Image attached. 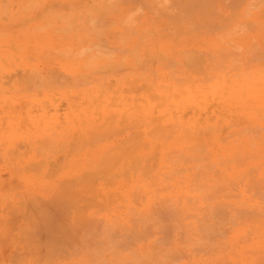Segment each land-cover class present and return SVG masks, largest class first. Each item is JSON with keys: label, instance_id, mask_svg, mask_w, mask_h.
<instances>
[{"label": "rangeland", "instance_id": "374dc122", "mask_svg": "<svg viewBox=\"0 0 264 264\" xmlns=\"http://www.w3.org/2000/svg\"><path fill=\"white\" fill-rule=\"evenodd\" d=\"M243 1L0 0V221L2 214L7 216L9 209L11 210L12 205L18 201L22 202L25 199V202L29 200L30 203L33 200L31 201L29 197L45 198L44 190L51 183L63 184L62 187H64L76 182L80 179L76 176L81 177L84 171H87V174L88 170L93 168V160L97 156L106 157L108 156L106 154H109V157L115 158L117 164L110 173L101 175L105 179L111 176V180L107 179L109 184L115 183L109 185L105 181L107 184L105 185L104 179L101 177H97V181H95L97 185L100 183L102 185L98 186L100 193L97 190L98 195L94 197L93 201H96V204L97 202L98 204L105 203L104 206H107L105 209L99 204L100 211L98 213L93 212V209L90 210L93 213L92 216L95 215L93 220L94 218L99 220L96 223H99L100 234L97 232L96 238L97 235H100L98 239H104V236L109 233L108 230L106 231L107 228L113 230L112 233L118 234L126 223L128 227H123L120 232L133 226L135 221H138V219L136 220L138 216H144L147 207L146 204L143 207V203H147V200L153 206L150 208L156 210L162 206L160 203L163 200L161 201V199H167L166 202H162L165 209L169 207L167 211L177 208L178 210L184 209L186 213L175 220L174 217L168 219L167 215H164L162 218L167 217L164 222L162 221L164 219L160 220L161 216H159L160 218L152 217L151 212L150 227L153 229L155 227L157 232L166 227L165 231L155 232V238H159L160 243L163 240L162 244H158L162 247L160 250L161 259L165 257L162 260H169L172 256L169 260L171 263L175 261V257L178 258H176L177 263L180 262L181 257L176 255V246L173 245L175 240L180 242L178 250L181 249V253L182 250L187 253H184L186 256L183 257V261L187 262L188 259L189 264H191L190 261H193V256L200 253L199 249H203L204 246L211 247L210 251L222 252L224 255L222 254L221 259L229 260L234 264H244L245 259L257 257L256 254L264 255V186H262L264 185V0ZM189 4L192 5L189 6ZM191 6L193 8L188 9ZM232 6L234 9L231 8ZM215 10L216 13H210ZM177 32L179 33L177 34ZM191 57L198 58V60L201 57V61L202 59L204 61L203 67L200 69L199 63L194 67L190 63ZM188 60L192 67L187 65ZM208 65L209 67H206ZM142 68L148 70L142 71ZM197 70H200L201 73ZM36 73L38 74L35 75ZM240 74H243L241 81L239 80ZM207 75L209 77H206ZM42 76H44L43 82L41 81ZM144 78L147 79L144 81ZM28 79L33 83L31 84ZM46 79L50 81L45 82ZM142 81L147 82L148 87ZM182 81L184 82L178 84ZM158 97L160 99L156 101ZM148 99L150 104L145 109ZM258 108L259 110L256 111L255 109ZM131 113L133 114L131 115ZM153 117L155 120L152 119ZM111 121L112 123H110ZM89 125L92 129H89L90 131L89 127L86 129V126ZM158 125L159 129L163 128L160 130L161 133L163 131L170 137L164 136V134L161 137L160 134L159 138L151 137V135L145 138L144 130L145 133L148 130H153L154 133ZM182 127L186 130H183ZM243 128L247 131H244ZM200 131L201 133H199ZM102 132L107 133L104 134L105 136L99 135ZM187 132L188 136H186ZM203 132L205 135L202 134ZM254 132L258 136L257 138L254 136ZM136 133L141 135L138 134L134 137ZM96 135L98 139H94L96 144L92 145L95 142L92 136ZM183 135L185 136L181 138ZM186 137L190 138L186 140ZM200 140H203L201 143L204 142V144L199 148V144L196 143H200ZM130 150H133L134 153H131L132 160L128 161L126 152ZM180 155L183 156V159L185 156H189L191 161L189 157H187L188 160L187 158L183 160L182 157H179ZM91 156H95L94 159ZM179 158L181 159L179 163H175ZM136 161L140 165L142 163L146 165L149 162L146 167L152 166V164L155 167L152 166L153 170H148V173H142L143 171L140 172L141 166L139 168ZM43 162H46L48 167H41ZM90 162L91 166H88ZM133 163L138 166L137 170ZM196 164L198 165L196 166ZM204 164L205 166L208 164V166L205 167ZM133 168L136 171H133ZM181 168H184L183 171ZM199 168L201 169L199 170ZM48 169L53 170L51 172ZM78 169L81 174L77 171ZM214 170H217V174ZM123 171L126 174L122 176L120 174ZM113 173L120 174L113 176ZM129 173L131 175L134 173L133 177H130ZM219 174L220 177L217 178ZM240 178L243 179L240 180ZM249 179L254 182L250 183ZM231 182L233 183L231 184ZM147 183H151L149 185L152 187H147ZM211 185L213 186L211 187ZM216 188H219L221 192L219 190L217 192ZM137 189V192L140 193L136 192ZM132 191L140 195H136ZM81 193L90 194L88 191L85 193L84 188ZM109 193L111 195L108 196ZM132 193L136 196H133ZM257 193L260 195L258 196ZM154 194H157L158 198L154 197ZM212 194L216 195L215 198L211 197ZM6 195H8L7 198ZM102 195L106 200L102 198ZM151 195L152 197H149ZM205 196L207 197L205 198ZM85 197L90 198L91 196L86 195ZM122 197L123 199H121ZM209 197L212 198H210L212 201L207 199ZM153 198L154 201H151ZM204 199L207 200L204 202ZM108 200L111 202L109 203ZM194 201L198 202L193 204ZM86 202L89 205L88 208H91L93 204L92 202L89 204L90 199L86 201L82 199L79 204L84 207ZM215 202L217 205L221 203L226 206L225 204H227V217L223 218L222 224L220 223L224 227L219 225L226 236L223 235L224 238L217 237L221 238V241H225L224 243L227 242L223 243L225 250L219 240L215 245L213 241L208 244L206 240H202L199 243L197 239L199 243L196 244L197 246H189L191 241L186 240L189 236L185 239L181 238L183 235L187 236L184 233L187 232L185 229L192 226L191 229L198 228L207 222L208 218L204 221L200 217L204 212H210L209 207L210 205L212 207ZM205 203L210 205L207 207L208 204L205 205ZM193 205H195L194 209H191ZM170 206L175 208L170 209L172 208ZM131 207L134 209V215L133 212H129ZM242 207H248L249 214L246 215L244 214L246 212H243L244 216L238 218L239 215L236 216L235 210L246 211L247 208ZM149 210L148 206L147 212ZM87 213L89 212L87 211ZM193 214L196 215L195 218L192 217ZM245 215L248 221L244 219ZM254 215H257L254 221L249 222L250 217L252 219ZM256 217H260L259 220ZM180 220L183 222L185 220L186 223L183 224ZM177 221H180L179 224L182 223L178 225ZM69 222L66 223L72 225V222ZM171 222L174 223L172 227ZM175 222L178 226L182 225L183 227L174 226ZM260 222L261 227L259 228ZM1 223L0 255L4 259L0 257L2 258L0 264H12L13 260L17 258L15 263L24 264L22 253L26 249H23L22 246L25 242L20 241L22 234L18 224L15 223L11 230L5 233ZM121 223L125 224L122 226ZM113 225L114 227H112ZM167 226H170L169 229L173 230V233ZM249 226L250 228H248ZM174 227L178 228L177 231H174ZM256 227L258 231L255 230ZM71 230L72 228L69 226L67 231L71 233L70 235L76 234L80 239L81 233ZM166 231L170 232L171 239H168L167 235L165 237ZM192 233L196 236V232ZM155 238L154 240H156ZM179 238L185 241L179 240ZM103 239L99 240L103 242ZM165 239H168L169 242L167 240L165 242ZM246 239H249L248 242ZM3 242L4 245H2ZM98 243L96 242L97 245ZM165 243L172 244L173 248H170L169 244L166 246ZM76 247H79V250L77 249L79 253L72 249L71 253L67 252L70 257H56L57 264H90V258L97 264V260L104 256H101L102 252L100 255L97 254L99 257L94 256L100 247L102 249L100 244L98 249H94L95 246L92 247L94 250L91 251L93 252L86 248L89 250L87 252L84 249L85 246L82 245ZM101 249L97 252L99 253ZM102 251L110 253L107 257V253L104 256L108 258V261L114 259L111 257V252L103 249ZM250 251L252 253L255 251V255H252ZM189 253L192 254L190 259L189 257L185 259ZM15 254H18L17 257L12 258L15 257ZM66 254L64 255L66 256ZM128 255V253L123 255L124 264H130ZM93 258L95 260H92ZM34 261L36 262V260ZM98 261L102 262V260ZM115 262H117L116 259L110 264H115ZM119 262L118 264L123 263ZM38 263L40 264V261ZM161 263L166 264L165 261L160 260Z\"/></svg>", "mask_w": 264, "mask_h": 264}, {"label": "bare ground", "instance_id": "6f19581e", "mask_svg": "<svg viewBox=\"0 0 264 264\" xmlns=\"http://www.w3.org/2000/svg\"><path fill=\"white\" fill-rule=\"evenodd\" d=\"M187 1H189V0H187ZM212 1H214V0H212ZM239 1V0H238ZM241 1V0H240ZM245 1V0H244ZM243 1V2H244ZM211 2V1H210ZM209 2V3H210ZM234 2H235V0H234ZM190 3V2H189ZM209 3H208V6H210L209 5ZM203 4V3H202ZM231 4H232V2H231ZM236 4V3H235ZM241 4V3H240ZM243 4V3H242ZM190 5H192V4H189V6ZM194 5H196V3H194ZM204 5H206V4H204ZM212 5H213V2H212ZM212 5H211V7H212ZM183 7H184V5H182ZM199 6V5H198ZM207 6V5H206ZM207 6V7H208ZM238 6H239V4H238ZM241 6V5H240ZM188 7V6H187ZM203 7H205V6H203ZM206 7V8H207ZM229 7V6H228ZM185 8V7H184ZM191 8H193L192 6L190 7V8H188V9H190L191 10ZM195 8V7H194ZM199 8H201V7H199ZM214 8V7H213ZM231 8H233L234 9V6H232ZM235 8H236V6H235ZM203 9V8H202ZM247 9V8H246ZM183 10V9H182ZM208 10V9H207ZM212 10V9H211ZM204 11V10H203ZM209 11V10H208ZM218 11V10H217ZM236 11V10H235ZM189 12V11H188ZM188 12H186V13H188ZM211 12H215L216 13V10L215 11H210V13ZM214 13V14H215ZM232 14H235V13H233V12H231ZM248 13V12H247ZM205 14V13H204ZM204 14H202V15H204ZM207 14V13H206ZM221 15V14H220ZM241 15V14H240ZM209 16V15H208ZM212 16V15H211ZM215 16V15H214ZM231 16H233V15H231ZM220 17V16H219ZM230 17V16H229ZM221 18V17H220ZM232 18H234V17H232ZM177 19V18H176ZM178 20H179V18H178ZM184 20V19H183ZM214 20V19H213ZM222 20H223V17H222ZM226 20H228V19H226ZM230 21V20H229ZM215 22V21H214ZM225 22V21H224ZM210 23V22H209ZM208 23V24H209ZM228 23V22H227ZM211 24H213V23H211ZM218 24V23H217ZM220 24V26H221V23H219ZM224 25H226V24H224ZM249 25V24H248ZM209 26V25H208ZM216 26V25H215ZM222 27V26H221ZM174 31V30H173ZM181 31V30H180ZM189 32V31H188ZM179 32H177V34H178ZM181 33V32H180ZM177 34H176V36H177ZM191 40V39H190ZM252 44V43H251ZM176 45V44H175ZM256 46H257V44H256ZM258 47V46H257ZM254 48H256V47H254ZM259 50V49H258ZM255 52V51H254ZM251 53V52H250ZM253 53V52H252ZM184 54V53H183ZM186 54V53H185ZM187 55V54H186ZM225 55V54H224ZM261 56L263 55V53L262 54H260ZM244 56H246V55H244ZM187 57V56H186ZM192 57H193V55H192ZM191 57V58H192ZM225 57V56H224ZM257 57V56H256ZM188 59V58H187ZM186 59V60H187ZM213 59V58H212ZM237 59V58H236ZM214 60V59H213ZM191 61V62H190ZM190 61L188 60V62H187V65L189 66V67H192V65H194V67L195 66H198L199 65V68L200 67H203L202 66V64L204 63V61H203V59H202V61H201V57H200V59L198 60V58H192V59H190ZM194 61V62H193ZM198 61V62H197ZM223 61V60H222ZM233 61V60H232ZM237 61V60H236ZM235 61V62H236ZM192 64V65H190V63ZM210 62V61H209ZM235 62H232V63H235ZM121 63V62H120ZM194 63V64H193ZM197 63H199L198 65H196ZM219 63V62H218ZM222 63V62H221ZM123 64V63H122ZM212 64V63H211ZM186 65V64H185ZM210 65V64H209ZM209 65L208 66H206V67H209ZM218 65V64H217ZM220 66V65H219ZM115 67V66H114ZM118 67H119V64H118ZM216 67V66H215ZM117 68V67H116ZM120 68V67H119ZM119 68H117L118 70H119ZM123 69H125L124 67H122ZM121 68V69H122ZM234 68V67H233ZM143 69V68H142ZM192 69V68H191ZM201 69V68H200ZM235 69V68H234ZM33 70V69H32ZM126 70V69H125ZM145 70H148V69H143L142 71H145ZM122 71V70H121ZM124 71V70H123ZM141 71V72H142ZM191 71V70H190ZM194 71V70H193ZM198 71V70H197ZM200 71V70H199ZM198 71V72H199ZM205 71V70H204ZM207 71V70H206ZM103 73V72H102ZM116 73V72H115ZM118 73H120V72H118ZM117 73V74H118ZM127 73V72H126ZM193 73V72H192ZM199 73H201V72H199ZM244 73V72H243ZM38 73H36L35 75H37ZM53 74V73H52ZM113 74V73H112ZM132 74V73H131ZM141 74H143V73H141ZM243 74H240V78H239V80L240 79H242L241 78V76H242ZM18 76V75H17ZM26 76V75H25ZM141 76V75H140ZM139 76V77H140ZM27 77H29V76H27ZM43 77L44 76H42V79H41V81L43 80ZM125 77V76H124ZM150 77V76H149ZM206 77H209L208 75L206 76ZM212 77V76H211ZM210 77V78H211ZM37 78V77H36ZM35 78V79H36ZM148 78V77H147ZM147 78H144V81L147 79ZM174 78V77H173ZM176 78V77H175ZM210 78H209V80H210ZM30 79V78H29ZM29 79H28V81H29ZM34 79V80H35ZM120 79V78H119ZM177 79V78H176ZM18 80H20V79H18ZM49 79H46V81L45 82H47ZM122 80V79H121ZM140 80V79H139ZM141 80H143L142 78H141ZM141 80H140V82H141ZM181 80H183V79H181ZM203 80L205 81V79L203 78ZM26 82H27V80H25ZM39 81V80H38ZM50 81V80H49ZM48 81V82H49ZM105 81V80H104ZM179 81V80H178ZM187 81V80H186ZM241 81V80H240ZM243 81V80H242ZM29 82H31V84L33 83V81H29ZM43 82V81H42ZM44 82V83H45ZM132 82V81H131ZM143 82V81H142ZM151 82V81H150ZM154 82H156V80H154ZM184 81H182V82H178V84L179 83H183ZM188 82H190V81H188ZM90 83V82H89ZM125 83H126V80H125ZM144 83V82H143ZM27 84V83H26ZM88 84V83H87ZM106 84V83H105ZM121 84V83H120ZM136 84H137V82H136ZM147 84V82L146 83H144V85L145 86H147L148 87V85H146ZM185 84V83H184ZM132 85H133V83H132ZM152 85V84H151ZM150 85V88L152 87ZM193 85V84H192ZM141 86V85H140ZM93 87V86H92ZM133 87H134V85H133ZM132 87V88H133ZM31 88V87H30ZM100 88V87H99ZM144 88V87H143ZM170 88V87H169ZM38 89V88H37ZM131 89V88H130ZM133 90H135V89H133ZM132 90V91H133ZM145 90V89H144ZM146 90H148V88H146ZM145 90V91H146ZM153 90V89H152ZM101 91V90H100ZM105 92V91H104ZM103 92V93H104ZM102 93V94H103ZM107 93V92H106ZM151 94V93H150ZM100 96H101V94H100ZM143 96V95H142ZM146 96V95H145ZM124 97V96H123ZM144 97V96H143ZM178 97V96H177ZM153 99V98H152ZM158 99H160L159 97L157 98V100L156 99H153V100H156V101H158ZM263 100H264V98H263ZM146 101V100H145ZM149 101V99L147 100V105H146V108L145 109H147L148 108V106H149V104H150V102H148ZM154 103V102H153ZM232 103H234L233 101H232ZM135 106V105H134ZM251 106V105H250ZM136 107H138V106H136ZM135 107V108H136ZM137 109V108H136ZM144 109V107L142 108V110ZM256 111L257 110H259V108L258 109H255ZM135 111V110H134ZM145 111V110H144ZM147 113V112H146ZM133 113H131V115H132ZM166 114V113H165ZM229 116V115H228ZM174 117V116H173ZM176 117V116H175ZM244 117V116H243ZM115 118V117H114ZM118 118V117H117ZM242 118V117H241ZM153 120H155L154 119V117L152 118ZM174 119V118H173ZM176 119V118H175ZM244 119V118H243ZM114 121V120H113ZM122 121V120H121ZM245 121V120H244ZM120 122V121H119ZM153 122V121H152ZM152 122H150V123H152ZM235 122V121H234ZM84 123V122H83ZM110 123H112V121L110 122ZM236 124V123H235ZM174 125V124H173ZM172 125V126H173ZM233 125V124H232ZM248 125V124H247ZM171 126V127H172ZM237 126V125H236ZM89 127V128H88ZM91 127V125H89V126H86V129L88 128V130L89 129H91L90 128ZM111 127V126H110ZM109 127V128H110ZM161 127V126H160ZM170 127V126H169ZM177 127V126H176ZM179 127V126H178ZM184 127V126H183ZM182 127V128H183ZM192 127V126H191ZM252 127V126H251ZM126 128V127H125ZM253 128V127H252ZM94 129V128H93ZM147 129V128H146ZM152 129H154L155 130V128H152ZM163 129V128H162ZM162 129H159V125H158V127H157V129L154 131V133H153V130H151V131H146V133H145V130H144V136H145V138H148V137H150V135H151V137L153 136V137H160V134H161V137L163 136V134H164V136H168V137H170L169 135H167L166 133H163V131H162V133H161V131L160 130H162ZM171 129H173V128H171ZM185 128H183V130H184ZM195 129H196V127H195ZM213 129V128H212ZM244 129V128H243ZM259 129V128H258ZM92 130V129H91ZM105 130V129H104ZM186 130V129H185ZM250 130H251V128H250ZM90 131V130H89ZM88 131V132H89ZM94 131V130H93ZM103 131V130H102ZM106 131V130H105ZM109 131V130H108ZM110 131H111V129H110ZM113 131H114V129H113ZM171 131V130H170ZM196 131V130H195ZM244 131H247V129L245 130L244 129ZM255 131H257V130H255ZM92 132V131H91ZM90 132V133H91ZM152 132V134H150ZM173 132V131H172ZM207 132H209V131H207ZM93 133H95V132H93ZM107 132H102V133H100L99 135H102L103 134V136H105L104 134H106ZM118 133V132H117ZM121 133V132H120ZM174 133V132H173ZM186 133V132H185ZM199 133H201V131L199 132ZM205 132H203L202 134L203 135H205L204 134ZM248 133H249V131H248ZM141 135V134H143L142 132H141V134L140 133H136L135 135H134V137L136 136V135ZM166 134V135H165ZM209 134V133H208ZM207 134V135H208ZM254 134H255V132H254ZM120 135V134H119ZM189 134H188V132H187V134H186V136H188ZM185 135H183V136H181V138L182 137H184ZM256 138L258 137V136H256V134L254 135ZM93 137V141H95L92 145H94V144H96V140H94V139H98L97 138V135L94 137V136H92ZM92 137H91V139H92ZM100 137V136H99ZM120 137H122V135H120ZM126 137V136H125ZM190 137H192V136H190ZM189 137V138H190ZM201 137V136H200ZM203 137V136H202ZM201 137V138H202ZM209 137V136H208ZM262 137V136H261ZM264 137V136H263ZM84 138V137H83ZM141 138H142V136H141ZM187 138L188 137H186V140H187ZM188 138V139H189ZM81 139V138H80ZM121 139V138H120ZM119 139V140H120ZM127 139V138H126ZM196 139V138H195ZM253 139H255V138H253ZM259 139V138H258ZM128 140V139H127ZM126 140V141H127ZM130 140V139H129ZM140 140V139H139ZM165 140V139H164ZM182 140V139H181ZM198 140V139H197ZM99 141V140H98ZM122 141V140H121ZM126 141H125V143H126ZM201 141H203V140H200V143H196V144H199V148L200 147H202V145L204 144V142H202L201 143ZM78 142V141H77ZM113 142V141H112ZM135 142H136V144H137V141L135 140ZM134 142V143H135ZM209 142V141H208ZM105 143V142H104ZM210 143V142H209ZM200 144H201V146H200ZM206 144V143H205ZM104 144L102 143V146H103ZM111 146V145H110ZM113 146V145H112ZM147 146V145H146ZM196 146V145H195ZM130 147H132L131 146V144H130ZM192 147V146H191ZM194 147V146H193ZM204 147V146H203ZM134 148V147H133ZM139 148V147H138ZM141 148V147H140ZM47 149V148H46ZM192 149V148H191ZM90 150V149H89ZM102 150V149H101ZM135 150V149H134ZM97 151V150H96ZM44 152V151H43ZM133 152V150H130V151H127L126 153V159L129 161V160H132V153ZM175 152V151H174ZM195 152H196V150H195ZM195 152H194V154H195ZM201 152H202V150H201ZM69 153V152H68ZM92 153V152H91ZM93 153H95V152H93ZM134 153V152H133ZM136 153V152H135ZM169 153V152H168ZM197 153V152H196ZM105 154V153H104ZM154 154H155V152H154ZM198 154V153H197ZM238 154V153H237ZM95 155V154H94ZM102 155V154H101ZM106 155H108V156H106V157H102V156H97L95 159H94V157L93 156H91V157H93V168L91 169V170H88V173L86 174V172L87 171H84L83 173H85V175H83V173H82V176L81 177H77L76 176V178H80L79 180H77L76 182H72L71 184H69V185H65L64 187H62V185L63 184H61V185H57V184H55V183H51V184H48L49 186H48V188L47 189H45L44 190V195L46 196L45 198H43V199H40V198H36L35 196H33V197H35V198H33V197H29V199H31V201L33 200V202H28L29 200H27L26 202H25V199H24V201H22V202H20V201H18L17 203H15V205H12V207H11V210L9 209V211L7 212V216L5 215V214H2V217H1V221L0 222H2L1 224H2V229L4 230V232L5 233H8L10 230H11V228L14 226V224L15 223H17L18 224V227H19V230H21V234H22V238H20V241L21 240H23L25 243H24V246H22L23 247V249H26V251L25 252H23L22 253V257L24 256V264H39L38 262L40 261V264H48V263H50V264H54L55 262V264H57L58 263V261L56 260L57 258L56 257H58V258H60V257H62L63 258V256L65 257V258H68V256L70 257V254H68L69 252L71 253V250L73 249V250H75L77 253H79L78 251H77V249L79 250V247L77 248L76 246H78V245H82V246H85V250H86V248H89V250H90V252H93V251H91V250H94V249H98V245L100 244L101 246H102V249L103 250H108V252H111V257H114V259H112V258H109V259H112V260H114L115 261V259H116V261L117 262H115V264L117 263H120L119 261H121V262H123V263H121V264H124L125 262H124V259H123V255H124V253H128L129 255L128 256H130V264H160V260L161 261H165L166 262V264L168 263V264H170L171 263V261H169L171 258H172V256L170 257V259L169 260H162V259H164L165 257H163L162 259H161V257H160V250H161V248L162 247H160L158 244H162V241H161V243L159 242L160 241V239L158 238H155V232H157V229L154 227V229H155V231H154V229L153 228H151L150 227V225H151V221H150V219L149 218H151V216L152 217H155V218H158L159 216H161V218H160V220L161 219H164V220H162V221H164L165 222V219L168 217V219L170 218L171 219V217H174L173 219L175 220V218H181V216L183 215V214H185L186 212H184V209H177V211L175 212V210L176 209H173V208H175V207H172V206H174V205H172V206H170V207H172V208H170V209H173V210H171V211H167V210H169V207H167L168 209H165V205L162 203L163 201H165V200H167V199H161V203L160 204H162V206L164 205V207H158L156 210H154L153 208L151 209L150 207H153L152 205H150L151 203L150 202H148V200H147V203H143V207L145 206V204H146V207H147V210H148V206H149V211L147 212V210H146V212H144L145 211V209H144V211H142V212H144V216L142 217L141 216V214H140V216L141 217H135L136 218V220L138 219V221H135L136 223H134V225L131 223V225H133V226H130L129 224V228L126 230V228L125 229H123L124 231H122V232H120L121 230H122V228L123 227H128L127 226V223L124 225V224H122L121 223V225L123 226V227H121V230L119 231V233L117 234H115V232L114 233H112V231L110 230V229H106V231L107 232H109L106 236H104V239L103 238H99V239H103L104 241L102 242L101 240H99L98 239V237L100 236V235H97V238H96V234H97V232H98V234H100L99 232H100V228H98V227H100L98 224L99 223H96V221L97 220H95V218H94V220H93V216H95V215H93L92 216V212H90V210H92L93 212H99L100 210V206H102L103 208H105L106 209V207L104 206V204L105 203H99V204H101L100 206H99V204H98V202H97V204H96V201L94 202L93 200H95L94 199V197L96 196V195H98L97 194V192L99 191L98 190V186L99 185H102L101 183L99 184V185H97L96 184V182L95 181H97L96 179H97V177H101V179L103 178L102 177V175L101 174H104L105 175V173H110L111 171H112V169H114L115 168V166H116V164H117V162H116V160H115V158L114 157H112L111 155V157H109V154H106ZM135 155V154H134ZM133 155V156H134ZM157 155V154H156ZM182 155H184V154H182ZM182 155H180L179 157H182V159H183V156ZM241 155V154H240ZM239 155V156H240ZM176 156V155H175ZM190 156H192V155H190ZM137 157V156H136ZM152 157H154V156H152ZM187 157H189V156H185V158L184 159H186ZM196 157H197V155H196ZM137 158H139V157H137ZM190 158V157H189ZM200 158V157H199ZM202 159H203V157H201ZM239 158H241V157H239ZM143 159V158H142ZM149 159V158H148ZM151 159V158H150ZM153 159V158H152ZM183 159V160H184ZM236 159H238V157H236ZM136 160V159H135ZM179 160H181L180 158L178 159V162L176 161L175 163H179ZM187 160H188V158H187ZM205 160V159H204ZM231 160V159H230ZM87 161H89V160H87ZM138 161H139V159H138ZM136 161L135 163L139 166V168H140V166H141V170H140V172L141 171H143L142 173H148L151 169L153 170V168L155 167V166H153V164H152V166H153V168H152V166H149V167H146V165H148V163L149 162H147V164L145 165L144 163H142V165H140V163L139 162H141V161ZM149 161V160H148ZM175 161V160H174ZM190 161H191V158H190ZM198 161V160H197ZM200 161V160H199ZM198 161V162H199ZM203 161V160H202ZM201 161V162H202ZM208 161V160H207ZM238 161V160H237ZM241 161V160H240ZM42 162V161H41ZM40 162V163H41ZM48 162H50L49 160H48ZM131 162V161H130ZM143 162V161H142ZM171 162V161H170ZM185 162H187V161H185ZM189 162V161H188ZM193 162H194V160H193ZM206 162V161H205ZM241 162H243V161H241ZM51 163V162H50ZM49 163V164H50ZM132 163V162H131ZM135 163H133V165L135 164ZM139 163V164H138ZM174 163V164H175ZM183 163H184V161H183ZM203 163V162H202ZM226 163H228V162H226ZM126 164V163H125ZM136 164H135V167L134 168H136V170H137V168H138V166H136ZM185 164V163H184ZM210 164V163H209ZM213 164V163H212ZM124 165V164H123ZM133 165H132V167H133ZM154 165H156V164H154ZM161 165V164H160ZM172 165H173V163H172ZM198 164H196V166H197ZM211 165V164H210ZM38 167L40 166V164L39 165H37ZM45 166H47L48 167V164L45 162H43L42 164H41V167H45ZM50 166V165H49ZM78 166V165H77ZM76 166V167H77ZM88 166H91V162L88 164ZM178 166V165H177ZM201 166V165H200ZM204 166H205V164H204ZM206 166H208V164L206 165ZM205 166V167H206ZM238 166V165H237ZM37 167V168H38ZM124 167V166H123ZM158 167H160V166H158ZM181 167V166H180ZM180 167H179V169H180ZM51 168V167H50ZM86 168V167H85ZM84 168V169H85ZM118 168V167H117ZM134 168H133V171H136V170H134ZM188 168V167H187ZM198 168V167H197ZM209 168H210V166H209ZM208 168V169H209ZM257 168V167H256ZM128 169H130V168H128ZM127 169V170H128ZM178 169V170H179ZM182 169V171H183V169L184 168H181ZM190 169V168H189ZM201 168H199V170H200ZM252 169V168H251ZM250 169V170H251ZM39 170V169H38ZM37 170V171H38ZM49 170V169H48ZM51 170V169H50ZM49 170V171H50ZM53 170V169H52ZM52 170H51V172H52ZM56 170V169H55ZM54 170V171H55ZM79 170L80 169H78L77 171L79 172ZM93 170V171H92ZM149 170V171H148ZM194 170H195V168H194ZM199 170H197L198 171V173H199ZM203 170V169H202ZM89 171H92V172H89ZM196 171V172H197ZM215 171V170H214ZM217 171V170H216ZM216 171H215V173H216ZM253 171V170H252ZM51 172H49V174H52ZM81 172V171H80ZM79 172V173H80ZM119 172V171H118ZM124 172V171H123ZM123 172H121V174L120 173H115V174H120V175H124V174H126L125 172L123 173ZM126 172H128V171H126ZM159 172V171H158ZM175 172H176V169H175ZM195 172V173H196ZM256 172V171H255ZM131 173V172H130ZM128 174V175H131V174ZM135 173V172H134ZM134 173L132 174V175H134ZM141 173V174H142ZM174 173V172H173ZM177 174H178V172H176ZM205 173V172H204ZM222 173V172H221ZM252 173V172H251ZM53 174H54V172H53ZM81 174V173H80ZM114 174V173H113ZM115 174L113 175V176H115ZM140 174V173H139ZM217 174V173H216ZM103 175V176H104ZM110 175V174H109ZM119 175V176H120ZM130 176V177H133V176ZM138 175V174H137ZM197 175V177H199L198 176V174H196ZM48 176V175H47ZM46 176V177H47ZM112 176V177H113ZM121 176V177H122ZM250 176V175H249ZM252 176V175H251ZM118 177V176H117ZM120 177V178H121ZM218 177H220V174H219V176H217V178ZM48 178V177H47ZM250 178H252V177H250ZM104 179V182L103 183H105V181H106V183H108L109 184V181L107 180V179H112L111 178V176H110V178H106L105 179V177L103 178ZM122 179V178H121ZM127 179V178H126ZM126 179H125V181H126ZM170 179V178H169ZM172 179V178H171ZM170 179V180H171ZM195 179V178H194ZM197 179V178H196ZM199 179V178H198ZM206 179V178H205ZM243 179V178H242ZM241 178H240V180H242ZM259 179V178H258ZM123 180H124V177H123ZM123 180H121V181H123ZM193 180V179H192ZM38 181H40V180H38ZM72 181V180H71ZM81 181H85L84 183H82ZM130 181H133V180H130ZM166 181V180H165ZM249 181H251L250 179H249ZM261 181V180H260ZM42 182H45V181H42ZM110 182H112V181H110ZM142 182V181H141ZM252 182H254V181H251L250 183H252ZM263 182V181H262ZM105 183V185H107ZM113 183V182H112ZM112 183H110L109 185H111ZM115 183V182H114ZM113 183V184H114ZM124 183V182H123ZM160 183V182H159ZM201 183V182H200ZM214 183V182H213ZM233 182H231V184H232ZM249 183V184H250ZM258 183V182H257ZM65 184V183H64ZM148 184V183H147ZM149 184H151V183H149ZM147 185V187H152L151 185ZM153 184H156V183H153ZM215 184H216V181H215ZM230 184V185H231ZM234 184H235V182H234ZM260 184V183H259ZM159 185V184H158ZM197 185V184H196ZM198 185H199V181H198ZM202 185V184H201ZM205 185V184H204ZM236 185V184H235ZM255 185H256V183H255ZM79 186H83V187H79ZM200 186V185H199ZM213 185H211V187H212ZM218 186V185H217ZM224 186V185H223ZM222 186V187H223ZM249 186V185H248ZM247 186V187H248ZM256 186H258V185H256ZM255 186V187H256ZM260 186V185H259ZM262 186H264V185H262ZM206 187V186H205ZM204 187V188H205ZM209 187V186H208ZM215 187V186H214ZM230 187V186H229ZM231 187H232V185H231ZM83 188H84V192L86 193L87 191L88 192H90V194H85L84 195V193H81V190H83ZM138 188H141V187H139L138 186ZM166 188V187H165ZM164 188V189H165ZM174 188V187H173ZM200 188V187H199ZM207 188V187H206ZM225 188V187H224ZM233 188V187H232ZM251 188V187H250ZM253 188V187H252ZM158 189V188H157ZM196 189H197V187H196ZM212 189V188H211ZM217 189V188H216ZM226 189V188H225ZM98 190V191H97ZM142 190V189H141ZM141 190H139V191H141ZM158 190H160V189H158ZM206 190V189H205ZM218 190H219V188L217 189V192H218ZM235 190V189H234ZM255 190H257V189H255ZM138 191V189L136 190V192ZM196 191V190H195ZM200 191V190H199ZM198 191V192H199ZM210 191V190H209ZM220 191V190H219ZM231 191V190H230ZM254 191V190H253ZM258 191H260V190H258ZM83 192V191H82ZM132 192H134L135 193V191H132ZM221 192V191H220ZM225 192V191H224ZM98 193H100V191L98 192ZM124 193V192H123ZM137 193H140V192H137ZM156 193H158V192H156ZM206 193V192H205ZM212 193V192H211ZM118 194V193H117ZM116 194V195H117ZM136 194V193H135ZM133 195V193H132V195L133 196H136V195H140V194H136V195ZM179 194V193H178ZM210 194V193H209ZM216 194V193H215ZM220 194V193H219ZM218 194V195H219ZM226 194V193H225ZM225 194H223V195H225ZM228 194V193H227ZM254 194H256L255 192H254ZM258 194V193H257ZM86 195H89V196H91L90 198H86L85 196ZM109 195H111V193H109L108 194V196ZM157 195V194H156ZM155 194H154V197L156 196ZM182 195V194H181ZM204 195V194H203ZM217 195V194H216ZM216 195H211V197H213L214 196V198H215V196ZM232 195V194H231ZM260 194H258V196H259ZM7 196L8 195H6V198H7ZM25 196V195H24ZM99 196H101V195H99ZM103 196V195H102ZM117 196H119V197H121V195H117ZM142 196V195H141ZM158 196V195H157ZM156 196V198H158ZM208 196V195H207ZM207 196H205V198L207 197ZM262 196V195H261ZM112 197V196H111ZM138 197H140V196H138ZM149 197H152V195L151 196H149ZM164 197H166V196H164ZM180 197V196H179ZM199 197V196H198ZM204 197V196H203ZM211 197H209V198H207V199H209L210 200V198ZM218 197V196H217ZM228 197V196H227ZM237 197V196H236ZM257 197V196H256ZM33 198V199H32ZM47 198V199H46ZM102 198H104L105 199V196H103ZM137 198V197H136ZM135 198V199H136ZM143 198V197H142ZM161 198V197H160ZM169 198H171V197H169ZM172 198H173V196H172ZM189 198V197H188ZM193 198V197H192ZM202 198V197H201ZM232 198V197H231ZM235 198V197H234ZM258 199H261L260 197H257ZM4 199V198H3ZM21 199V198H20ZM82 199H85V201L87 200V199H90V202H89V204L92 202V204L93 205H91L92 207L91 208H88L89 207V205H88V203L86 202V204H84L85 202H84V200H83V204H84V207H83V205L82 206H80V204H79V202H80V200L82 201ZM109 199V198H108ZM118 199V198H117ZM121 199H123V197L121 198ZM149 200H150V198H148ZM180 199H181V197H180ZM187 199V198H186ZM207 199H204V202L207 200ZM212 199V198H211ZM106 200V199H105ZM113 200H115V199H113ZM132 200H133V198H132ZM178 200H179V198H178ZM198 200V199H197ZM124 201H126L125 199H124ZM131 201V200H130ZM151 201H154V198H153V200L151 199ZM156 201V200H155ZM170 201V200H169ZM180 201V200H179ZM210 201H212V200H210ZM214 201V200H213ZM108 202L110 203L111 201L110 200H108ZM166 202V201H165ZM168 202V201H167ZM175 202V201H174ZM187 202V201H186ZM195 202H198V201H194V202H192L193 204L195 203ZM20 203H22V204H24V205H22V204H20ZM95 203V204H94ZM139 203V202H138ZM137 203V204H138ZM159 203V202H158ZM176 203V202H175ZM187 203H189V202H187ZM218 203V202H217ZM222 204H223V201L221 202ZM219 204V205H217L216 204V202L214 203V205H212V207H211V205L209 204V203H205V205H207V207L210 205V207H209V210H210V212H204V214L200 217V219L201 220H204V221H206L207 220V222H205L204 224H201V226L200 227H198V228H196V227H194L193 229H191L190 227L188 228L187 227V225H186V227L188 228H186L185 229V231L187 230V232H184V233H186V237H184V235H183V237L181 236V238H187L188 236H189V238L188 239H186V240H189V241H191V242H189L190 244H189V246H195L196 244H199L202 240H206V243H210L211 241H213V243L215 244V245H217V240H219V242L221 241L220 239L221 238H224L226 235V233L223 231V227L224 226H222L221 224H222V221L224 220V219H226V217H227V204H225L226 206H224V205H222V204ZM228 203V202H227ZM135 204H136V202H135ZM154 204H155V202H154ZM191 204V203H190ZM197 204V203H196ZM139 205V204H138ZM141 205H142V203H141ZM158 205V204H157ZM181 205V204H180ZM9 206V205H8ZM86 206V207H85ZM168 206H169V204H168ZM194 206L195 205H193L192 207L193 208H191V209H194ZM233 206V205H232ZM94 207V208H93ZM122 207V206H121ZM206 207V206H205ZM226 207V208H225ZM156 208V207H155ZM181 208V207H180ZM242 208H247L246 209V211L244 210V211H240V210H243V209H240V210H235V214H236V216H238L239 215V217L238 218H241L242 217V215H243V212H246V213H244V214H246L247 215V210H248V207H242ZM200 209V208H199ZM232 209H234V208H232ZM255 209V208H254ZM103 210V209H102ZM108 210V209H107ZM110 210V209H109ZM140 210V209H139ZM183 211V212H181V211ZM204 210H205V208H204ZM87 211L89 212V213H87ZM173 211V212H172ZM195 211V210H194ZM201 211V210H200ZM251 211V210H250ZM253 211V210H252ZM19 212H20V214H19ZM130 213H132L133 212V215H134V209L131 207V209H130V211H129ZM151 212H152V215H151ZM191 212V211H190ZM190 212H188L189 214H191ZM242 214H241V213ZM18 213V214H17ZM241 214V216H240V214ZM258 213V212H257ZM256 213V214H257ZM116 214V213H115ZM155 214V215H154ZM225 214V215H224ZM249 214V213H248ZM254 214V213H253ZM148 215V216H147ZM164 215H167V217H163L162 218V216H164ZM194 216H192V217H196V215L195 214H193ZM246 215H245V220L246 221H248V218H246ZM96 216H97V214H96ZM198 216V215H197ZM204 216V218H202ZM234 216V215H233ZM244 216V215H243ZM255 216H257V215H254L253 216V218L251 219V217H250V219H249V222H252V221H254V218H255ZM9 217V218H8ZM116 217V216H115ZM130 217H132V215H130ZM192 217H190L191 219H192ZM261 217V216H260ZM260 217H256V219L258 218V220H259V218ZM103 218V217H102ZM193 218V219H194ZM198 218V217H197ZM206 218H208V219H206ZM222 218V219H221ZM224 218V219H223ZM234 218H236V217H234ZM131 219V218H130ZM133 219V218H132ZM131 219V220H132ZM154 219V218H153ZM173 219H172V221H173ZM183 219H185V218H183ZM190 219V220H191ZM206 219V220H205ZM243 218H242V220H244ZM255 219V220H256ZM19 220H20V223H19ZM135 220V219H134ZM133 220V221H134ZM69 221H71L72 222V225H70L69 223ZM101 221V220H100ZM147 221H148V223H147ZM149 221H150V223H149ZM161 221V222H162ZM180 221H182V220H180ZM179 221V222H180ZM187 221V220H186ZM209 221V222H208ZM210 221H211V223H210ZM221 221V222H220ZM66 222H69V223H66ZM97 222H99V220L97 221ZM102 222V221H101ZM104 224L106 223L105 222V219H104ZM174 222V221H173ZM173 222H171L172 224H171V227L173 226ZM178 222V221H177ZM177 222H175V224L176 225H174V226H177V227H181V226H178V225H180L179 224V222H178V225H177ZM184 222H185V220H184ZM183 222V224H185ZM196 222V221H195ZM218 222H219V224H218ZM225 222V221H224ZM232 222V221H231ZM263 222V221H262ZM221 223V224H220ZM234 223V222H233ZM259 223V222H258ZM69 224V226H71V228H72V230L76 233V231H79L80 233H81V237H80V239H78L77 238V236H76V234H74V235H70L71 233H69L67 230H69V226H67ZM116 224V223H115ZM154 224V223H153ZM159 224V223H158ZM166 224V223H165ZM165 224H163V225H165ZM239 224H241V223H239ZM117 225V224H116ZM120 225V226H121ZM222 226V228L220 227V226ZM65 226H67V227H65ZM107 226H108V224H107ZM156 226H158V225H156ZM189 226V225H188ZM251 226V225H250ZM250 226L248 227V228H250ZM253 226V225H252ZM258 226V225H257ZM110 227V226H109ZM112 227H114V225L112 226ZM112 227H111V229H112ZM159 227V226H158ZM162 227V226H161ZM170 227V226H169ZM169 227L167 226V228L169 229ZM183 227V226H182ZM181 227V228H182ZM261 227V222H260V226H259V228ZM67 230H66V229ZM117 228V227H116ZM160 228V227H159ZM166 227H164V229L163 230H160V231H158V232H161V231H165L166 229H165ZM257 228V227H256ZM160 229H162V228H160ZM174 229V231H177L176 229H178V228H173ZM180 229V228H179ZM254 229V228H253ZM71 230V231H72ZM171 229H169V231H170ZM255 230H257L258 231V228L257 229H255ZM70 231V232H71ZM111 231V232H110ZM169 231H166V233L164 234L165 235V237H167V236H169L170 237V232H172L173 230H171L170 232ZM179 231V230H178ZM203 231H205L206 233H204ZM237 231V230H236ZM248 231H253V230H248ZM78 232V233H79ZM116 232H118V231H116ZM157 232V233H158ZM192 232H196V236H194V234L192 233ZM256 232V231H255ZM77 233V234H78ZM104 233H105V230H104ZM173 233V232H172ZM171 233V234H172ZM181 234V232H178V234ZM223 233V234H222ZM261 234H263V233H261ZM8 235V234H7ZM123 235H124V239H123ZM167 235V236H166ZM223 235H225V236H223ZM101 236H102V234H101ZM122 236V237H121ZM221 237V238H217V237ZM159 237V236H158ZM168 237V239H171V237L169 238ZM179 237H180V235H179ZM261 237V236H260ZM154 238L156 239V240H154ZM177 238V237H176ZM242 238V237H241ZM252 238V237H251ZM96 239H98V240H96ZM168 239H165V242H166V240H167V242H169L168 241ZM178 239V238H177ZM184 239H180L179 238V240H182V241H185ZM194 239H196V240H193ZM197 239L199 240V243H198V241H197ZM82 240H84V241H82ZM96 240V241H95ZM215 240V241H214ZM225 240V239H224ZM247 240V239H246ZM249 240V239H248ZM248 240H247V242H248ZM94 241H95V243H94ZM96 242L98 243V242H102V243H98V245L96 244ZM203 242H205V241H203ZM216 242V243H215ZM222 243H221V246L223 247V243L225 242H223V241H221ZM2 243V242H1ZM91 243V244H90ZM171 243V242H170ZM180 244V242H178V240H177V242H176V240H175V242H173V245H174V247H175V249L177 250V252H176V255L178 256V257H181V259H179L180 260V262H178L177 263V261H176V258L177 257H175L174 259H175V261H173V262H175V263H173V264H189V261H188V257H189V259H190V257H191V255L192 254H190V256H189V254H188V256L185 258V259H187V262H184L183 261V257H185L186 256V252H183V250H182V253L184 254V253H186V254H182L181 253V249L180 250H178L179 248H177V247H179V244ZM182 243V242H181ZM186 243V242H185ZM227 243V242H226ZM226 243H224V244H226ZM166 244V243H165ZM167 244H169V243H167ZM166 244V246H168ZM2 245H4V242H3V244ZM6 245V244H5ZM170 245V244H169ZM172 245V244H171ZM170 245V246H171ZM178 245V246H177ZM201 245V244H200ZM199 245V246H200ZM95 246V247H94ZM197 246V245H196ZM224 246H226V245H224ZM3 247V246H2ZM92 247H94V249L92 248ZM201 247H203V245H201ZM209 246H204V248L203 249H199L200 250V253H198V254H195L194 256H193V261H190L191 262V264H234V263H231L229 260H227V261H225V260H222L221 258H222V256L224 255L222 252L220 253V252H214L213 250H211L210 251V248L211 247H209ZM90 248H92V249H90ZM166 248V247H165ZM170 248H173V246H171ZM197 248H199V247H197ZM213 248H214V246H213ZM221 248V247H220ZM15 249H17V248H15ZM100 249H101V247H100ZM100 249H98V250H100ZM102 249H101V251L98 253L97 251H96V254L94 253V256L96 257H99V255H100V253L102 252V255L101 256H105V254L107 253V251H106V253H104V251H102ZM212 249V248H211ZM216 249V248H215ZM214 249V250H215ZM222 249V248H221ZM223 249L225 250V248L223 247ZM257 249V248H256ZM5 250V249H4ZM3 250V251H4ZM88 250V249H87ZM86 250V251H87ZM88 250V251H89ZM187 250V249H186ZM198 250V251H199ZM261 250V249H260ZM87 251V252H88ZM175 251V250H174ZM193 251V250H192ZM221 251V250H220ZM223 251V250H222ZM242 251V250H241ZM246 251H248V250H246ZM261 251H263V250H261ZM14 252V251H13ZM16 252H17V250H16ZM15 252V253H16ZM68 252V253H67ZM76 252H74L75 254H77ZM81 252V251H80ZM165 252V251H164ZM167 252H169V251H167ZM191 252V251H190ZM244 252V251H243ZM242 252V253H243ZM251 253H252V251H250ZM255 252V251H254ZM254 252L252 253V255L254 254ZM67 253V254H66ZM74 253H72V254H74ZM84 253H86V252H84ZM104 253V254H103ZM166 253V252H165ZM196 253V252H195ZM260 253H262V252H260ZM263 253H264V251H263ZM64 254H66V256L64 255ZM74 254V255H75ZM97 254H99V255H97ZM110 254V253H109ZM108 253L106 254V257L109 255ZM223 254V255H222ZM225 254H226V252H225ZM235 254V253H234ZM7 255V254H6ZM17 255L18 254H15L14 256L15 257H12V258H16L17 257ZM73 255V256H74ZM80 255H84V254H80ZM90 255V254H89ZM92 255V254H91ZM163 255H164V253H163ZM170 255V254H169ZM169 255H168V257H169ZM175 255V254H174ZM175 255V256H176ZM183 255V256H182ZM255 255V254H254ZM257 255V257H255V256H253V257H250V258H247V259H245L244 260V264H264V255H260V254H256ZM77 256V255H76ZM101 257V258H99L98 260H102V262L101 261H98L97 259V264H101V263H103V264H110V263H113L112 262V260L110 261H108V258H106V257ZM141 256V257H140ZM0 257H3V256H1L0 255ZM167 257V256H166ZM174 257V256H173ZM237 257H238V254H237ZM249 257V256H248ZM56 258V259H55ZM105 258V259H104ZM143 258V259H142ZM223 258H226V257H223ZM0 259H2V258H0ZM3 259H4V257H3ZM18 259V258H17ZM17 259L16 260H13L14 262L13 263H15V261L17 262ZM53 259H54V262H53ZM82 259V258H81ZM107 259V260H106ZM122 259V260H121ZM140 259V260H139ZM166 259H168V258H166ZM178 259V258H177ZM21 260V259H20ZM34 260H36V262L34 261ZM87 260V259H86ZM92 260H95V258H93ZM107 261V262H104V261ZM173 260V259H172ZM178 260V261H179ZM5 261V260H4ZM32 261H33V263H32ZM38 261V262H37ZM168 261V262H167ZM53 262V263H52ZM12 263V264H13ZM89 263V262H88ZM91 263H95L96 264V261H91V258H90V264ZM171 263V264H172ZM15 264H17V263H15ZM19 264V263H18ZM71 264V263H70ZM76 264V263H75ZM162 264V263H161Z\"/></svg>", "mask_w": 264, "mask_h": 264}]
</instances>
